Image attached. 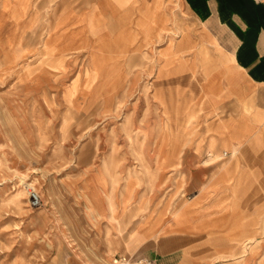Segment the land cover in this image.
<instances>
[{
    "label": "rangeland",
    "instance_id": "1",
    "mask_svg": "<svg viewBox=\"0 0 264 264\" xmlns=\"http://www.w3.org/2000/svg\"><path fill=\"white\" fill-rule=\"evenodd\" d=\"M103 1L0 0V264H152L129 248L137 228L156 238L182 208L200 205L193 198L208 192L215 167L229 160L223 148L212 150L218 141L210 146L224 112L202 102L199 76L183 85L181 77L155 74L169 35L186 24L181 12L166 10L174 0H131L143 20L122 57L111 54L118 27L92 10ZM157 2L156 30L148 19L154 11L145 8ZM168 13L175 28L166 27ZM94 19H101L96 28ZM95 51L107 56L98 61L107 73L101 78L97 63L93 79ZM31 188L39 208L29 206ZM258 189L260 229L194 237L235 245L195 251L206 256L203 264H264ZM248 237L255 243L246 254Z\"/></svg>",
    "mask_w": 264,
    "mask_h": 264
},
{
    "label": "crops",
    "instance_id": "2",
    "mask_svg": "<svg viewBox=\"0 0 264 264\" xmlns=\"http://www.w3.org/2000/svg\"><path fill=\"white\" fill-rule=\"evenodd\" d=\"M103 2L107 3L105 7L98 3L92 10L102 12L103 18L110 17L118 27L117 33L112 32L118 38L112 40L116 50L111 54L122 57L120 54L131 47L132 38L135 41L140 34L138 23H142L143 9L131 0ZM158 5L145 8L154 11L150 15L153 22L163 11ZM174 6L166 10L181 12L186 24L163 49L164 65L156 68L155 74L163 81L181 77L183 85H192V76H199L202 102L217 113L224 112L214 127L224 123L225 129L220 136H213L219 147L212 150L223 148L229 160L215 167L208 192L193 198L199 206L182 208L156 230V238L144 236L149 234L141 231L144 226L137 228L135 235L138 232L139 237L129 248L152 264H203L206 256L195 251H228L235 245L220 237L219 241L207 237L204 242L194 237L251 236L260 229L255 226L257 210L253 202L255 194H260L258 188H264V0H174ZM165 18L166 27L172 23L175 28V14L168 13ZM99 21L94 19L90 26L98 27ZM156 21L158 25L152 26L157 30L160 24ZM103 55L93 52V61L101 62ZM99 65L102 78L107 72L103 64ZM205 154H212L210 148ZM261 202L259 212L264 213V199ZM245 240L243 249L250 252L255 239Z\"/></svg>",
    "mask_w": 264,
    "mask_h": 264
},
{
    "label": "bare ground",
    "instance_id": "3",
    "mask_svg": "<svg viewBox=\"0 0 264 264\" xmlns=\"http://www.w3.org/2000/svg\"><path fill=\"white\" fill-rule=\"evenodd\" d=\"M112 10H114V9H112ZM99 12V11H98ZM77 14V13H76ZM1 15V14H0ZM4 18V17H3ZM5 18H6V16H5ZM148 19H150L149 17H148ZM152 21V20H151ZM156 21V20H155ZM154 21V22H155ZM7 22V21H6ZM153 22V21H152ZM1 25V24H0ZM169 39H170V41H172V40H174V35L172 34V36H170L169 35ZM19 42V41H18ZM21 42V41H20ZM20 45V44H19ZM17 59V58H16ZM20 59V58H19ZM93 64H94V68H93V70L91 71L92 72V75H93V79H95V77H96V69H97V62L96 61H94L93 62ZM87 69V68H86ZM83 70V69H82ZM82 78V77H81ZM86 80V79H85ZM151 87V86H150ZM153 99V98H152ZM71 102V101H70ZM75 110V109H74ZM70 121V120H69ZM225 129V125H224V123H220L219 124V126L218 127H214V129H213V132H214V135H216L217 137L218 136H220L221 134H222V131ZM168 130V129H167ZM83 135V134H82ZM215 138V137H214ZM214 138H212L211 139V141H210V146H212L213 145V143L215 142V139ZM60 141V140H59ZM224 144H226L227 143V140H226V142L224 141L223 142ZM223 144V145H224ZM236 149L235 148H233L232 149V151H235ZM188 157V156H187ZM157 158V157H156ZM212 157H211V155H209L208 156V158H206V160L204 161V162H207V161H209L210 159H211ZM204 159V158H203ZM188 165V164H187ZM24 187H28V185H26V186H24ZM24 192V191H23ZM127 212V211H126ZM125 216V215H124ZM123 218V217H122ZM119 223V222H118ZM124 224V223H123ZM246 247V246H245ZM245 251V253L247 254L249 251L248 250H244ZM243 253V252H242Z\"/></svg>",
    "mask_w": 264,
    "mask_h": 264
},
{
    "label": "built area",
    "instance_id": "4",
    "mask_svg": "<svg viewBox=\"0 0 264 264\" xmlns=\"http://www.w3.org/2000/svg\"><path fill=\"white\" fill-rule=\"evenodd\" d=\"M28 199H29V206L31 208H39L42 206L41 198H40L38 192L33 188L28 189ZM120 260L124 261L125 259L123 258V259L115 260V262L118 263V261H120ZM127 264H129V262H127ZM134 264H151V262L147 259H139V260L135 261Z\"/></svg>",
    "mask_w": 264,
    "mask_h": 264
}]
</instances>
